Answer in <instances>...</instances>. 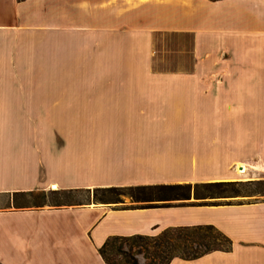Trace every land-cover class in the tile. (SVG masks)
I'll return each mask as SVG.
<instances>
[{
	"label": "crops",
	"instance_id": "0c3cea01",
	"mask_svg": "<svg viewBox=\"0 0 264 264\" xmlns=\"http://www.w3.org/2000/svg\"><path fill=\"white\" fill-rule=\"evenodd\" d=\"M51 47L74 80H16ZM33 87L72 90L74 132H15ZM263 177L264 0H0V195ZM227 200L0 209V264H105L111 236L197 225L230 248L169 264H264V200Z\"/></svg>",
	"mask_w": 264,
	"mask_h": 264
},
{
	"label": "trees",
	"instance_id": "16d2710c",
	"mask_svg": "<svg viewBox=\"0 0 264 264\" xmlns=\"http://www.w3.org/2000/svg\"><path fill=\"white\" fill-rule=\"evenodd\" d=\"M241 184L212 182L14 192L9 195L7 206L4 208L81 206L91 204V201L95 204H115L123 209L153 208L158 207L157 205H167L166 203L171 201L190 200L191 197L196 201L235 198L239 195L233 188ZM230 190L235 195L221 196ZM80 193L87 194L86 203L78 200L76 195ZM121 195H126L130 197L132 203L141 205H124ZM71 198L74 200H69ZM230 246L231 241L215 227L197 225L170 227L156 235L111 236L98 252L105 264H140L138 256L143 257L145 264H169L174 258L193 260L213 251H226Z\"/></svg>",
	"mask_w": 264,
	"mask_h": 264
},
{
	"label": "rangeland",
	"instance_id": "374dc122",
	"mask_svg": "<svg viewBox=\"0 0 264 264\" xmlns=\"http://www.w3.org/2000/svg\"><path fill=\"white\" fill-rule=\"evenodd\" d=\"M46 36H54L57 33H71L70 30L49 28L45 30ZM43 33V34H44ZM50 34V35H49ZM52 46L54 44L52 43ZM54 48V47H53ZM65 54L57 64L54 60V50L47 48L46 56H36L32 59V66L29 75L22 72L16 73V80L30 81L31 86H41L44 81H67L74 80V50H63ZM166 54V53H165ZM177 54V53H175ZM159 55L158 60H162ZM25 76V78H23ZM72 90L64 88H26L16 89V115L14 122L15 132H74V106L64 105L67 100L64 99L65 93ZM73 112V113H72ZM241 185L233 189L238 192V200H264V177L260 180L241 181ZM231 189V190H233ZM56 190L49 188L44 191ZM230 190V191H231ZM41 191V190H38ZM221 196H233L232 191ZM78 200L86 203L87 194L80 193L76 195ZM8 195H0V209L7 206ZM124 205L140 206V203H132L130 197L121 195ZM229 198L205 199L196 201L191 197V203H217L218 201H228ZM69 200H74L73 198ZM181 201V202H180ZM188 200H176L166 203L170 206L176 203H184ZM90 203H93L92 201ZM86 205V204H85ZM83 206V205H81ZM46 207V206H44ZM11 208V207H10ZM140 264H145L142 256L137 257Z\"/></svg>",
	"mask_w": 264,
	"mask_h": 264
},
{
	"label": "bare ground",
	"instance_id": "6f19581e",
	"mask_svg": "<svg viewBox=\"0 0 264 264\" xmlns=\"http://www.w3.org/2000/svg\"><path fill=\"white\" fill-rule=\"evenodd\" d=\"M51 188H52V189H57V186H56L55 184H52V185H51Z\"/></svg>",
	"mask_w": 264,
	"mask_h": 264
}]
</instances>
